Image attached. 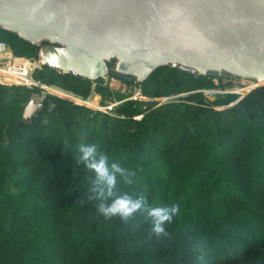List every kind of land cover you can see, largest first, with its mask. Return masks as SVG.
<instances>
[{"label":"trees","instance_id":"trees-1","mask_svg":"<svg viewBox=\"0 0 264 264\" xmlns=\"http://www.w3.org/2000/svg\"><path fill=\"white\" fill-rule=\"evenodd\" d=\"M0 40L39 58L40 46L15 33L0 28ZM34 78L88 106L48 93L27 123L24 109L43 89L0 84V264H264V84L212 96L203 90L214 77L161 66L138 84L146 100H125L101 78L45 66ZM97 93L121 103L95 110L107 106ZM82 134L134 174L131 184L117 178L116 195L178 206L166 237L143 214L97 213L94 173L73 158Z\"/></svg>","mask_w":264,"mask_h":264},{"label":"water","instance_id":"water-1","mask_svg":"<svg viewBox=\"0 0 264 264\" xmlns=\"http://www.w3.org/2000/svg\"><path fill=\"white\" fill-rule=\"evenodd\" d=\"M0 28L48 42L45 67L92 81L142 83L169 66L264 84V0H0ZM42 109L31 98L23 121Z\"/></svg>","mask_w":264,"mask_h":264},{"label":"clouds","instance_id":"clouds-1","mask_svg":"<svg viewBox=\"0 0 264 264\" xmlns=\"http://www.w3.org/2000/svg\"><path fill=\"white\" fill-rule=\"evenodd\" d=\"M29 115V112L24 113L25 118ZM76 153L73 157L76 162L83 163L94 173L92 185L87 189L88 199L101 201L96 209L99 215L106 219L117 216L127 221L133 214H143L151 225V234L157 238L168 235L164 225L177 214L176 204L150 206L143 193L135 197L127 193L116 195L117 178L124 184H131L134 174L116 162H109L108 156L99 152L96 144L83 142V134L76 145Z\"/></svg>","mask_w":264,"mask_h":264},{"label":"built area","instance_id":"built-area-1","mask_svg":"<svg viewBox=\"0 0 264 264\" xmlns=\"http://www.w3.org/2000/svg\"><path fill=\"white\" fill-rule=\"evenodd\" d=\"M43 67L44 65L40 58L31 59V58L15 55L10 45L5 41L0 40V84L26 86L29 88L34 86H40L43 89L42 94L33 96L32 98H40L42 100L48 93L58 94L56 92L48 90L46 87L47 85L42 84L41 82L37 81L34 78V74L37 71L42 70ZM133 83L137 85L139 84L138 82H133ZM138 87L139 89L135 94L130 92L131 95L129 99H134V100L145 99L142 96V92L139 85ZM206 91L208 90H203L204 93ZM94 93L95 92H93L92 95ZM220 94H228V92L227 90H225V91H221ZM58 95L68 98L67 96L61 94ZM76 98L78 99V101L71 98L68 99L72 100L75 104L88 106L87 104L84 103V101L87 100H84L77 96Z\"/></svg>","mask_w":264,"mask_h":264},{"label":"rangeland","instance_id":"rangeland-1","mask_svg":"<svg viewBox=\"0 0 264 264\" xmlns=\"http://www.w3.org/2000/svg\"><path fill=\"white\" fill-rule=\"evenodd\" d=\"M47 47V45H41L40 46V53H39V58L41 59V52L42 50ZM117 62V61H116ZM115 62V64H116ZM112 79H115L117 82V86L116 85H112ZM213 84L215 86V88L208 90L205 92V94H209V95H219L221 93V91H225L227 90L228 93H234V94H238L240 97L244 96L245 94L248 93L247 90L251 89L254 87V83H252V81H249L247 79H240V80H236L235 78H224L222 76H217L214 77L213 79ZM110 89L114 90L115 92L118 93H122V94H127L128 98H126L125 100H130L129 99V93H136L139 89L137 84H130L126 81H121L119 79H116L114 77H112L107 85ZM232 91V92H231ZM50 92V91H49ZM131 95V94H130ZM187 94H179V95H175V96H171L169 98H165L160 100V102H170V101H175L178 100V98L186 96ZM102 100H104V102L106 103L107 106H105V108L103 109H98V107H94L93 109L95 110H102V111H109L111 108L110 107H114L118 104H120L121 102H115L116 100H114L112 97L105 95L104 97L101 96L100 94L97 93V96L94 98L95 102H99L101 104ZM124 100V101H125ZM145 100V99H143ZM90 107V106H89ZM93 107V106H92ZM91 107V108H92Z\"/></svg>","mask_w":264,"mask_h":264},{"label":"bare ground","instance_id":"bare-ground-1","mask_svg":"<svg viewBox=\"0 0 264 264\" xmlns=\"http://www.w3.org/2000/svg\"><path fill=\"white\" fill-rule=\"evenodd\" d=\"M112 77H114V78H116V79H119V78H117V77H115V76H111V77L109 78L108 82L105 83L106 85H108V83H109V81H110V79H111ZM243 79H244V78H243ZM119 80H121V79H119ZM121 81H122V80H121ZM117 82H118V81H116L115 79H112L111 84L117 86V85H118ZM252 83H254V85H255V84H259V82H254V81H252ZM251 89H252V88H251ZM251 89H249V90H251ZM247 91H248V90H247Z\"/></svg>","mask_w":264,"mask_h":264}]
</instances>
